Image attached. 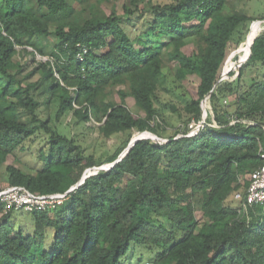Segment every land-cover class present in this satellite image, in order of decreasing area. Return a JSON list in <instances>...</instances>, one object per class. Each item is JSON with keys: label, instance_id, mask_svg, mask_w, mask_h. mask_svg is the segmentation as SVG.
Instances as JSON below:
<instances>
[{"label": "trees", "instance_id": "1", "mask_svg": "<svg viewBox=\"0 0 264 264\" xmlns=\"http://www.w3.org/2000/svg\"><path fill=\"white\" fill-rule=\"evenodd\" d=\"M141 1L124 0L118 12L111 0H0V163L36 133L47 135L40 167L7 165L8 186L46 195L79 183L51 208L23 211L30 228L0 201V264H123L136 248L153 252L151 264H264V202L245 198V176L263 164L264 31L236 75L221 79L243 40L236 34L264 13L230 11L227 0L146 9ZM17 46L31 48L25 72ZM161 90L176 95L170 106L183 120L171 134L157 106ZM40 97H57L55 116L70 109L74 125L95 121L100 136L125 139L103 156L86 153L76 135L52 129ZM93 166L104 168L86 173Z\"/></svg>", "mask_w": 264, "mask_h": 264}, {"label": "rangeland", "instance_id": "2", "mask_svg": "<svg viewBox=\"0 0 264 264\" xmlns=\"http://www.w3.org/2000/svg\"><path fill=\"white\" fill-rule=\"evenodd\" d=\"M170 0H142L141 3L138 4V7H144L146 9L149 7L150 4H162L169 2ZM111 2L115 3V11H120V4L124 2V0H111ZM110 4V3H109ZM109 5L105 7L108 8ZM227 6L230 11H237L242 12L246 15H254L258 17L261 13H264V0H227ZM120 14V13H119ZM138 14V13H137ZM142 16L136 22L139 23L145 17H147L146 13H142ZM133 17V16H132ZM134 17H136L134 15ZM248 30L238 31L236 37L238 35L243 36V40L238 46V49H233V46L230 45L229 53L231 55L236 50V54L238 55L239 61L236 62L235 57H230L224 68V80H228V76L226 75L227 71H235L234 76L236 75L237 71V64L245 58L246 51L248 49V45L250 40L253 38L254 35H257L264 31V18L255 19L248 24ZM137 26H139L137 24ZM133 27V26H132ZM49 41H52V37L48 38ZM245 45V46H244ZM19 50V55L16 59L19 61L20 64H23L22 72H25L31 69L34 64L31 60V54L28 51H31L30 47H25V49H21V47L17 46ZM245 49V50H244ZM24 50V51H23ZM35 61L41 59H47V55L43 57H39L35 55ZM25 63V64H24ZM21 76V73L18 74V77ZM233 76V77H234ZM232 78V77H231ZM230 78V79H231ZM187 85L189 89L195 90L196 88V81L195 79L191 78L188 79ZM121 86H115L112 92V98L119 102V95L116 92L118 88ZM176 95L170 94L167 91H160L159 95V104L157 106L161 109V113L163 117L167 120V134H171L175 127H178L182 124V119L179 117L178 112H175L170 103L177 100ZM39 100L41 101V108H42V116H50V125L52 129L56 133H64L68 136L76 135L80 142L82 143L84 150L86 153H93L96 156H103L106 151L112 152L116 147L122 144L123 140L125 139V134L119 133L117 135H113L109 138H104L99 135L98 126L100 123L95 121H87L84 124L74 125L76 118L73 115L72 110L66 109L63 112H60L58 115L55 114L58 111V99L57 97L52 98L48 103L45 104L46 100L44 97H40ZM125 104L128 109L135 114L143 115V112L138 109V107L134 104V100L132 98L127 97L125 99ZM207 107V102L203 103L202 110ZM158 120V119H157ZM153 124V122H151ZM199 128V124L196 122L190 123L189 132H195ZM134 134V131H133ZM139 134V133H138ZM46 141L47 135L44 132H38L31 138L27 139L23 144L22 148L18 147L12 153L7 155L3 162L0 163V189L6 188L9 184L7 182V172L6 166L11 164L17 168H20L25 173H32L35 169H38L41 165V160L38 156L39 149L46 148ZM246 179L249 178V175L245 176ZM246 189V188H245ZM244 188L235 189V191L231 192V194L227 198V203L231 207H237L240 198L236 197V194H243ZM196 216L199 217L200 212L198 206L196 204ZM16 220L20 221L19 223H23V225L30 228L29 218L23 211H18L15 213ZM51 238V233L47 235V240ZM153 252H151L148 248L147 249H135L131 255H129V259H124L123 264H151L153 257ZM141 256V258H140ZM139 259L140 261H137Z\"/></svg>", "mask_w": 264, "mask_h": 264}, {"label": "built area", "instance_id": "3", "mask_svg": "<svg viewBox=\"0 0 264 264\" xmlns=\"http://www.w3.org/2000/svg\"><path fill=\"white\" fill-rule=\"evenodd\" d=\"M77 56L80 59L82 58L81 53H78ZM136 136L142 139L145 136H152V134H137ZM156 139H158V137H156ZM260 156L263 159V164L249 174V183L245 191V198L249 204L264 202V152H262ZM101 168H104V166H93L87 169L86 173L91 174ZM85 177L86 174H83L82 180ZM74 188L75 187L72 186L64 193H50L42 195L33 193L22 185H10L6 188L0 189V201L4 205L5 212L13 209L30 213L33 211L51 208L54 205L59 204L62 201L64 195ZM236 197L240 198L241 195L237 193Z\"/></svg>", "mask_w": 264, "mask_h": 264}, {"label": "water", "instance_id": "4", "mask_svg": "<svg viewBox=\"0 0 264 264\" xmlns=\"http://www.w3.org/2000/svg\"><path fill=\"white\" fill-rule=\"evenodd\" d=\"M250 45H251V43H250ZM250 47V46H249ZM224 78V73H223V75L221 76V79H223ZM203 115H204V110H203ZM153 135V134H152ZM145 137H149V136H145ZM145 137H143V138H145ZM136 139H140V138H138L137 136H136ZM119 158V157H118ZM117 158V159H118ZM116 161V160H115ZM113 164V163H112ZM81 180H82V178H81ZM79 183H77V184H75L74 185V187H76L77 185H78Z\"/></svg>", "mask_w": 264, "mask_h": 264}, {"label": "bare ground", "instance_id": "5", "mask_svg": "<svg viewBox=\"0 0 264 264\" xmlns=\"http://www.w3.org/2000/svg\"><path fill=\"white\" fill-rule=\"evenodd\" d=\"M251 40H252V39H251ZM251 40H250V42H251ZM250 42H249V45H250ZM249 45H248V47H249ZM244 46H245V45H244ZM244 50H245V49H244ZM141 134H142V135H145L146 133H141ZM141 134H140V135H141Z\"/></svg>", "mask_w": 264, "mask_h": 264}]
</instances>
